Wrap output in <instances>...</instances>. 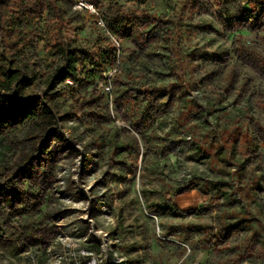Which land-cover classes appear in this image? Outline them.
<instances>
[{
    "label": "rangeland",
    "instance_id": "obj_1",
    "mask_svg": "<svg viewBox=\"0 0 264 264\" xmlns=\"http://www.w3.org/2000/svg\"><path fill=\"white\" fill-rule=\"evenodd\" d=\"M38 1L0 92V264H264V1L81 0L108 31L145 19L51 87L55 13L79 48L110 38Z\"/></svg>",
    "mask_w": 264,
    "mask_h": 264
},
{
    "label": "trees",
    "instance_id": "obj_2",
    "mask_svg": "<svg viewBox=\"0 0 264 264\" xmlns=\"http://www.w3.org/2000/svg\"><path fill=\"white\" fill-rule=\"evenodd\" d=\"M44 9V4L38 0H0V92L8 90L16 79L18 70L12 69L15 66L14 59L19 50L26 46V36L17 26L19 19L36 21ZM144 19V16L131 18L129 15L119 16L117 13V18L110 21L109 32L117 37L120 29L125 28L131 21ZM54 24L48 48L59 57L61 65L49 77V87L61 75L79 84L86 83L93 72L111 67L115 62L117 50L111 43L96 44L89 49L79 48L75 45L70 30L63 33L68 25L58 13H55ZM85 66H90L92 71H84ZM70 114L76 116L74 113Z\"/></svg>",
    "mask_w": 264,
    "mask_h": 264
},
{
    "label": "built area",
    "instance_id": "obj_3",
    "mask_svg": "<svg viewBox=\"0 0 264 264\" xmlns=\"http://www.w3.org/2000/svg\"><path fill=\"white\" fill-rule=\"evenodd\" d=\"M75 9L77 10H86L90 14H93L97 17V24L100 26V28L105 32V34L110 38V43L116 48L117 54L120 52V39L109 33V31L106 29L104 22L99 18V15L96 13L93 6L87 5L85 2L78 0L75 4ZM105 90L109 92V88L106 87Z\"/></svg>",
    "mask_w": 264,
    "mask_h": 264
},
{
    "label": "crops",
    "instance_id": "obj_4",
    "mask_svg": "<svg viewBox=\"0 0 264 264\" xmlns=\"http://www.w3.org/2000/svg\"><path fill=\"white\" fill-rule=\"evenodd\" d=\"M262 1H264V0H262ZM253 5V4H252Z\"/></svg>",
    "mask_w": 264,
    "mask_h": 264
}]
</instances>
